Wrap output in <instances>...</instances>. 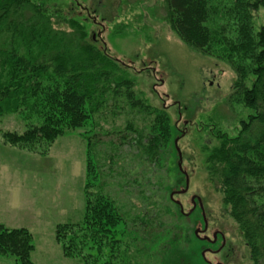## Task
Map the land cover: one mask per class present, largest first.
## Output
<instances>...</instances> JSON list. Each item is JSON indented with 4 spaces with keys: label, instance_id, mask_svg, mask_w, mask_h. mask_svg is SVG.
Instances as JSON below:
<instances>
[{
    "label": "trees",
    "instance_id": "1",
    "mask_svg": "<svg viewBox=\"0 0 264 264\" xmlns=\"http://www.w3.org/2000/svg\"><path fill=\"white\" fill-rule=\"evenodd\" d=\"M164 5L165 19L185 45L224 60L236 75L227 103L249 114L237 135L217 132L220 143L212 149L208 170L252 264H264V26L255 30L264 0H164ZM68 13L46 0H0V119L17 115L26 127L22 133L1 132V138L46 155L66 128L91 123L92 132H102L100 121L110 118L116 125V118L128 117L112 134L121 145L136 147V166L149 167L139 181L125 175L139 188L141 205L127 210L118 205L102 187L97 160L87 158L83 221L59 225L55 234L65 254L85 264L91 258L105 264H160L159 252L168 254L179 238L176 221L188 217L168 197L160 170L170 164L176 129L166 109L151 106L135 90L131 66L112 58L103 40L100 46L90 38V18ZM139 116L149 123L137 127ZM34 249L28 229L0 224V255L36 264Z\"/></svg>",
    "mask_w": 264,
    "mask_h": 264
},
{
    "label": "rangeland",
    "instance_id": "2",
    "mask_svg": "<svg viewBox=\"0 0 264 264\" xmlns=\"http://www.w3.org/2000/svg\"><path fill=\"white\" fill-rule=\"evenodd\" d=\"M46 1L49 7L61 6L72 16L79 15L82 19L88 16L90 38L92 35L97 38L100 46L103 40L112 58L131 66L135 90L151 106L166 109L176 129L174 135L179 138L184 172L179 169L175 145L171 147L168 169L160 170L164 172L168 197L185 188L184 174L188 176L189 190L175 195L174 200L181 203L185 214L191 213L180 222L172 219L179 225L176 229L179 238L168 254L162 253V257L159 252L160 264H207V261L252 264L246 243L222 193L212 181L207 163L212 149L220 143L217 132L237 135L241 121L249 114L243 106L231 108L227 103L236 80L231 67L224 60L185 45L165 19L164 0ZM92 19L96 25H91ZM263 26L264 8H261L255 17V30ZM115 120L116 125L110 118L100 121L102 132L99 129L92 132L91 123L84 129L66 128L49 152L40 155L6 144L1 132L22 133L26 127L17 115L0 119V224L31 232L35 247L32 260L36 264H85L82 259L65 254L55 233L59 225L83 221L87 158L97 160L102 187L118 205L125 210L141 205L137 197L139 188L129 179L139 181L143 172L149 174V167L136 166V147L121 145L118 134H112L124 128L128 117ZM147 123L148 119L137 117V127ZM111 143L115 146L111 147ZM112 154L114 164L108 161ZM94 182L101 184L98 174ZM194 196L202 201L206 231L198 200L195 208L192 204ZM197 228L201 229L198 237ZM218 234L225 243L223 249ZM218 251L221 252L217 254ZM92 254L96 255L94 251ZM86 263L105 264L98 258ZM0 264L18 262L12 255H0Z\"/></svg>",
    "mask_w": 264,
    "mask_h": 264
},
{
    "label": "water",
    "instance_id": "3",
    "mask_svg": "<svg viewBox=\"0 0 264 264\" xmlns=\"http://www.w3.org/2000/svg\"><path fill=\"white\" fill-rule=\"evenodd\" d=\"M178 141H179V138H176V140H175V142H174L175 147H176V151H177L178 156H179V164H178V165H179V169L181 170V172H184V171H183V168H182V164H181V163H182V154H181V151H180V149H179V147H178ZM184 175H185V177H186V185H185V188H183V189H181V190H179V191H174V192H172L171 195H170L171 200L174 201V202L176 203V205H178V206L180 207L181 212H182L183 214H185L184 211H183V206L181 205V203H180L179 201L174 200V196H175V195H178V194H185V193L189 190V178H188V176H187L186 174H184ZM196 199L198 200L199 205H200V207H201V209H202V211H203L204 220H205V224H206L204 231H206V230H207V226H208V224H207V221H206V218H205V213H204V209H203L202 201H201L199 198H197V197L194 196V197L192 198V204H193V206H194V208H195V207H196ZM190 213H191V212H190ZM190 213H188V214H186V215H189ZM200 232H201V229H200V228H197V229L195 230V235L198 237ZM216 235H217V234H214L215 239H216Z\"/></svg>",
    "mask_w": 264,
    "mask_h": 264
},
{
    "label": "flooded vegetation",
    "instance_id": "4",
    "mask_svg": "<svg viewBox=\"0 0 264 264\" xmlns=\"http://www.w3.org/2000/svg\"><path fill=\"white\" fill-rule=\"evenodd\" d=\"M216 233H218V232H216ZM219 235V234H218ZM219 236H221V235H219ZM218 236V237H219ZM221 238H222V236H221ZM216 241H217V238H216ZM221 242H222V244H221V247H222V249L225 247V243H224V241H223V238H222V240H221ZM215 244H217V243H215ZM221 249V250H222ZM221 251H218L217 252V254H219ZM207 264H212L211 262H209V261H207ZM217 264H221V263H217Z\"/></svg>",
    "mask_w": 264,
    "mask_h": 264
}]
</instances>
